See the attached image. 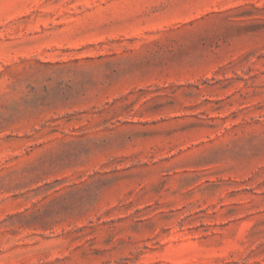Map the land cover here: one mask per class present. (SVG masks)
<instances>
[{
  "label": "rangeland",
  "instance_id": "374dc122",
  "mask_svg": "<svg viewBox=\"0 0 264 264\" xmlns=\"http://www.w3.org/2000/svg\"><path fill=\"white\" fill-rule=\"evenodd\" d=\"M0 264H264V0H0Z\"/></svg>",
  "mask_w": 264,
  "mask_h": 264
}]
</instances>
